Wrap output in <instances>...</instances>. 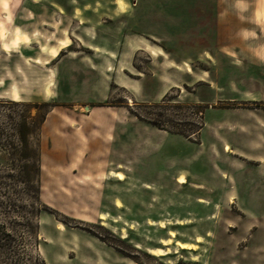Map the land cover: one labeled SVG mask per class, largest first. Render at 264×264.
Instances as JSON below:
<instances>
[{"label":"rangeland","instance_id":"rangeland-1","mask_svg":"<svg viewBox=\"0 0 264 264\" xmlns=\"http://www.w3.org/2000/svg\"><path fill=\"white\" fill-rule=\"evenodd\" d=\"M6 1L0 46L22 33L13 24L25 22L27 36L0 48V264H264V175L230 150L258 129L232 122L264 118V22L225 15L217 24L218 10H258L264 0ZM23 41L38 57L24 82ZM141 42L166 57L134 50ZM120 77L139 87L119 86ZM11 84L23 97L9 98ZM88 106L120 107L122 146L110 152L95 140L113 128L104 113L93 123ZM33 154L40 171L30 183ZM159 249L168 254L149 253Z\"/></svg>","mask_w":264,"mask_h":264},{"label":"crops","instance_id":"crops-1","mask_svg":"<svg viewBox=\"0 0 264 264\" xmlns=\"http://www.w3.org/2000/svg\"><path fill=\"white\" fill-rule=\"evenodd\" d=\"M34 1L35 2H39L40 0H34ZM238 2H241V1H238ZM126 4L128 6V2H126ZM0 7H1L0 14H1V16H3L2 8H6L7 7V1L6 0H0ZM117 9L118 8L116 7V11H117ZM120 11H119V13L123 12V11L122 12H120ZM21 13H22V15H27V16H23V17H28V15L33 13V11H31L30 8H23ZM122 14H124V13H122ZM257 14H260V15L264 14V7L261 6L258 10H256L254 8L251 9L248 5H243V6L242 5H232L228 9H226V11L218 10V12H217V24H219L221 21H223V19H222L223 16L228 15L227 18H230L231 21L233 23H235V24H238V25L240 24L242 26L248 24L251 27H254V25H256L259 20L260 21L262 20L264 22V15L262 17H260L259 19H257V17H256ZM25 26H26L25 22H23L22 24H19V25L13 24L12 25V30L15 31V29L18 27L22 31V33L21 34L20 33H16L15 35H13V39L11 40V43H8V42L7 43H3L0 46L1 50H4V48H6V46H8V45L9 46L10 45H15L20 40H26V36H27L26 30L27 29L25 28ZM1 31H3V32H1ZM249 31H250V29H249ZM0 33H1L0 34V38H2V39L5 38V32H4L3 28H0ZM68 41L69 40H68V37H67V38L62 40L61 44L63 46H67ZM20 44L23 47V51H22V54H21V59L19 58V62H21V63H17L16 65L18 66L19 69H22L23 82H24L26 67L30 68L32 60L35 63L38 60V57H36V56L32 57L29 53H27L25 51V49H24V47L26 46V42L25 41H23ZM132 44H133L132 46H133L134 50H136V51L145 50L147 53H149L151 58H156L158 61H159L158 58L166 57L165 53L163 52V50H161L160 48L152 47L151 45H149V44H147L145 42H141V44H136V43H132ZM87 47H89L91 50H93V52H98V49H97L96 46L87 45ZM57 50L58 49H55V48L51 47V48H47L46 52L49 55H51V56H55L57 54ZM7 55L14 56L13 53L12 54H7ZM261 58L262 57H261V55L259 53V61H261ZM42 62H46V60H43V58L40 57V63H42ZM20 64L22 65L21 67H20ZM88 66H89V69L92 72L98 71V66L95 63L92 62ZM171 66H175L176 67V64L171 63ZM109 68L110 67L108 65L105 67L107 72H109V70H110ZM186 71L188 73L192 72L191 71V67L189 65L186 66ZM102 81H103V83H106L105 79H102ZM116 82H117V84L119 86H121V87H123L125 89L133 90L136 87H139V81L137 79L133 80V79L126 78V77H120L119 81H116ZM46 92L49 93V89H47ZM23 93H24V91L19 90L18 88H15V86H13L12 84L9 86L8 94H9V98L10 99L18 100L20 97H23ZM5 94H6L5 90L4 91L0 90V97L5 96ZM14 94H16V97H14ZM87 108H88V112L89 113H88V115L86 114V116H93L92 117V122L93 123L96 124L98 122L97 121L98 120L97 115L104 113V114L107 115L106 116L107 117L106 118L107 121L105 122V125L113 128L112 131H110V130L109 131H105L103 133V135L101 134V138L99 137V139H95V140L96 141L97 140L104 141V143H106L108 145L110 152H111L112 147H113L114 144L122 146L123 136H124V134H126V130L128 128H127V125L125 123L126 122L125 121V117H124L125 115H124V113L121 112L120 107H113V106H103V107H96V106L94 107V106H92V107H90V106H88ZM246 112H251V110L250 109H246L245 110V114H246ZM100 124L103 125L102 122ZM252 124L256 125L258 127V129L257 130L248 129L251 132L250 136L246 135V133L245 134L241 133V136L237 138L238 144H231L230 150L232 151V154H234V155H236L238 157H243V158L253 162L252 163L253 164L252 167H253V171H254V174H255L254 177H256V176L264 175V162L262 161V160H264V118H260V117H258V118H250V119L247 118V119H240V120H238L236 122H232V125H237V126H243V125L250 126ZM117 130H118V132L116 133ZM243 139H245V141L247 143L244 144V145L243 144L241 145L240 143L242 142L241 140H243ZM89 140L91 141V136L87 135L86 136V141H89ZM225 150L229 151V146L228 145L225 146ZM119 152H122V151L119 150ZM113 173L124 174V172H122V171H115ZM180 176H182V175H179L177 177V182H178V179H179ZM116 179L118 181L120 180L117 177H116ZM118 201L119 200H116V202H115L116 206H117V202ZM120 204H121V202H120ZM239 204H242V203H239ZM117 208H118V206H117ZM101 214H104L106 216L105 213H101ZM101 214H99V218L100 219H101V217H100ZM159 222H161V221H158L157 223L155 221H153V220L149 221L150 225L157 224L158 226H159ZM152 223H154V224H152ZM161 223H164V222H161ZM167 234L169 235V237L166 238V239H161L160 242L162 240H168V239L171 238V235L168 233V231H167ZM198 238H200V237L199 236L196 237V242L200 241V240H198ZM178 241H180V240H178ZM180 242L185 243V244H194V245H196L195 243H190V242H186V241H180ZM94 245H95L96 249H98V248L101 249V247L99 245H96V244H94ZM166 247L169 248V245L165 246V248ZM179 249H181V248L179 247ZM196 249H197V245H196ZM149 253L151 255H153V256H166L168 254L166 251H164L162 249H159L157 251L156 250H150ZM63 264H69V263H63ZM71 264H114V263L106 261V260H104L102 258L101 261H99L98 259L95 260L94 262H89V263H87V262L84 263L82 261H78V262H74L73 261ZM118 264H128V263L126 262V263H118Z\"/></svg>","mask_w":264,"mask_h":264},{"label":"trees","instance_id":"trees-1","mask_svg":"<svg viewBox=\"0 0 264 264\" xmlns=\"http://www.w3.org/2000/svg\"><path fill=\"white\" fill-rule=\"evenodd\" d=\"M19 141L20 143H23L26 148L29 147V143H28L29 141L26 135H20ZM26 167H28V174L26 175L27 181L30 183L32 181H36L37 175L39 174V171H40L39 158L37 157L36 154L30 155V157H27Z\"/></svg>","mask_w":264,"mask_h":264},{"label":"bare ground","instance_id":"bare-ground-1","mask_svg":"<svg viewBox=\"0 0 264 264\" xmlns=\"http://www.w3.org/2000/svg\"><path fill=\"white\" fill-rule=\"evenodd\" d=\"M119 4H120V7H123V8H125V6L127 5V4L122 3V2H120ZM124 4H125V6H124ZM117 178L118 179H122L123 178V175L122 174H119L117 176ZM180 181H181L182 184H185L187 182V180L184 177H181L180 178ZM100 217H101V219H104L105 218V215L104 214H101ZM60 227H61V224L59 225V229H60ZM195 247L196 246H193V245H182L181 246L182 250H192V251H194L196 249Z\"/></svg>","mask_w":264,"mask_h":264}]
</instances>
